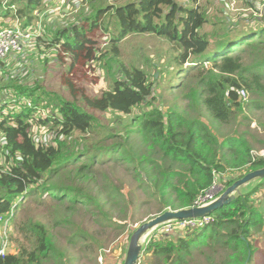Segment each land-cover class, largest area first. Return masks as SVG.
<instances>
[{"label":"trees","instance_id":"1","mask_svg":"<svg viewBox=\"0 0 264 264\" xmlns=\"http://www.w3.org/2000/svg\"><path fill=\"white\" fill-rule=\"evenodd\" d=\"M46 1L11 0L0 18L13 23L21 20L22 29L35 28ZM101 1L105 7L52 30L47 38L40 29L34 35L35 48L49 55L38 57L43 66L54 68L59 90L8 73L4 74L7 82L0 81V216L13 212L12 224L22 239L10 236L14 249L0 258V264H69L70 247L102 258V264H122L126 247L117 250L114 259L101 254L112 235L118 238L129 225L126 219L111 215L109 204L130 207L139 192L160 203V213L166 208L187 209L215 181L226 189L264 167V157L253 155L236 134L222 138L205 120L155 106L156 80L150 81L145 72L123 65L118 58L119 45L128 36L165 39L177 53L172 61L178 75L184 76L179 77L181 81L201 88L196 92L199 104L215 122L228 124L243 110L241 91L264 92V16L259 10L249 2L253 14L235 23L224 22L209 38L201 33L208 17L199 7L200 0H185L190 6L180 0ZM108 16L115 17L116 25L105 22ZM7 23H0V28L13 26ZM10 56L0 60V73ZM108 59L118 69L110 74V88L97 90L96 68ZM205 62L210 64L209 71H204ZM106 113L117 115L119 123L107 125L97 143L78 145L77 135L84 136L85 143L92 135H100L104 125L98 116ZM125 118L131 127L124 125ZM34 126L47 131L49 139L35 136ZM116 138L121 142L106 144ZM109 162L123 168L138 184L135 191L124 195L125 189L116 187L106 175L94 194L81 182L89 181L97 166ZM262 189L264 180L213 212V222L188 232V238L174 242L152 237L142 256L155 258L152 264H189L195 252L205 255L202 264H249L254 253L249 238L264 225L256 197ZM30 202L39 207L55 205L48 224L31 219L17 222L16 214ZM79 213L87 218L80 222L64 218V214ZM59 229L69 233L66 250L54 238L53 230ZM133 231H127L128 238ZM200 232L208 235L198 240Z\"/></svg>","mask_w":264,"mask_h":264},{"label":"rangeland","instance_id":"2","mask_svg":"<svg viewBox=\"0 0 264 264\" xmlns=\"http://www.w3.org/2000/svg\"><path fill=\"white\" fill-rule=\"evenodd\" d=\"M11 0H0V13L4 11L6 5ZM55 4L64 5L65 21L61 22L60 18L55 12H60L62 15V10H56L55 5L51 6L45 2V5L41 7L40 12L38 11V18L34 21V30L28 31L30 33L31 39L21 45V49L16 52L11 58L6 60L8 66L5 68L4 73H0V81L7 82L8 79L4 77L5 73L13 76L22 77L29 83L34 80H38L41 85L47 86V89L59 90L58 82L55 80L54 68L51 66H43L42 60L38 57L45 55V50L36 49L34 46V35L36 32L43 30L44 38L47 35L59 27H66L74 22H78L84 17H88L93 14L97 8H102L106 6L101 0H53ZM127 1L135 0H123L122 3ZM248 2V3H247ZM259 10V15L264 16V4H261L259 0H200L199 7L203 11H206L208 17V23L203 26L201 33L207 35L209 38L214 35L217 31L224 26V22L227 24L235 23L240 19H247L254 12L249 8L250 3ZM180 3L190 6L185 2V0H180ZM52 10H54L52 12ZM48 11H50L48 13ZM253 13H252V12ZM258 17V13H255ZM254 14V15H255ZM5 20V19H4ZM12 19H8L7 25H18L21 27V20L16 22ZM107 23H113L116 25L115 17L108 16L105 20ZM11 26V27H13ZM113 25L108 28L111 31ZM9 27V26H8ZM242 27V26H241ZM239 27V28H241ZM106 39V38H105ZM104 41V40H102ZM101 41V42H102ZM107 41V40H105ZM213 42V40H210ZM176 51L173 47L163 38H158L154 35H131L128 36L119 45V61L123 65L134 66L143 72H145L150 79V81L156 80L157 89V99L155 106H162L164 109H172L176 112L183 113L187 118L190 119H202L205 120L212 131L220 137H226L228 135L236 134L239 136L244 143L251 148L252 154L259 157H264V92L263 93H249L245 92L243 102V110L238 113V116L233 119L231 118L228 124H219L215 122L210 114L199 104L197 91L201 88H197L195 83H187L181 81L184 77L183 74L178 75L175 71L177 68L173 63V58L176 56ZM49 58V55L44 56ZM204 71L210 70V64L205 62L203 65ZM187 65H184L186 68ZM118 69L117 65L108 59L106 64L100 63L96 68V74L100 76L99 83L96 85L97 90H108L111 86L112 75L115 74ZM194 70H192V73ZM173 85V87H172ZM176 85V86H174ZM264 85V81H263ZM178 87V88H177ZM204 88H202L203 90ZM196 93V95H195ZM101 119V125H104L103 130H101L99 136L92 135V139L89 142L84 141V136H75L74 140L77 144H93L97 143L103 135H105V127L107 125H114L119 123V117L113 115L112 113H106L98 116ZM124 125L131 127L132 124L128 119H124ZM42 128L37 126L33 127V134L39 136L40 138L45 137L49 139V135ZM86 140V139H85ZM94 141V142H93ZM97 141V142H95ZM120 138L111 139L109 143H119ZM1 158V157H0ZM105 159V156L102 157ZM84 160V159H83ZM82 160V161H83ZM113 163L97 166L95 168L92 178L87 180H82L81 182L90 188L91 193H97V189L104 182L103 177L106 175L114 185L118 188L125 189L124 195H127L128 191H135L137 189V183L131 180V177L123 168L113 167ZM257 181L255 180L249 183L246 189L252 188ZM264 189L262 192L257 194L256 197L259 199V210L260 214L264 217ZM121 200L124 197L120 198ZM134 204L130 207L117 208L112 204L108 205V210H111V215L115 218L126 219L129 223L128 227L123 233H121L118 238L112 235V238L104 245L101 254H103L108 259H114L116 256L115 252L121 247L128 246L129 238L127 236V231L129 229H136L142 223L151 220L157 215L161 214V204L155 199H149L148 196L135 192L133 197ZM263 202V203H262ZM50 209H55V205L47 204L45 207H39L34 205L32 202L25 204L21 211L16 214L17 222H22L26 220H33L34 222H41L46 225L49 221ZM165 210H168L166 208ZM64 218L69 221L78 222L80 219L87 218V215L79 213L76 215L64 214ZM16 222V223H17ZM80 222V221H79ZM84 225V222L82 223ZM96 232V230H95ZM100 231L97 230L96 233ZM109 232V230H108ZM54 238L57 244L64 250L67 245L65 244V236L68 235L66 229L53 230ZM9 235L12 238L21 239V235L15 232L14 225L11 223L9 226ZM131 236V235H130ZM98 239V236H97ZM252 248L255 251L262 249L264 251V225L262 227H257L252 231V235L249 238ZM14 244L10 241V247L8 253L13 251ZM68 250V263L69 264H102V258H95L92 255L83 253L79 251L78 247H70ZM262 253V252H261ZM258 257V263L264 261V252ZM70 257V258H69ZM256 255L254 256V261L256 260ZM73 258V260L71 259ZM205 261V255L198 253H193V257L188 260L189 264H201ZM254 261L252 264H254ZM44 264H56L51 261H46Z\"/></svg>","mask_w":264,"mask_h":264},{"label":"built area","instance_id":"3","mask_svg":"<svg viewBox=\"0 0 264 264\" xmlns=\"http://www.w3.org/2000/svg\"><path fill=\"white\" fill-rule=\"evenodd\" d=\"M60 18H64L61 16ZM61 19V20H62ZM34 28L22 29L18 25L8 28H0V60L6 59L8 56L15 54L21 49L23 43L28 42L31 39L30 33ZM36 35L38 34L35 33ZM245 92H240V97L244 99ZM224 188L215 181L212 186L204 190L194 201L192 207H204L213 202L224 192ZM15 215L10 213L7 217L0 216V258H3L10 247L9 226L11 225ZM213 222L210 216L202 218H194L182 221H167L159 226L154 227L146 234L144 238V245L152 238H159L163 235H171L176 232H192L200 230L206 226H209ZM141 259V258H140ZM137 264H141V261Z\"/></svg>","mask_w":264,"mask_h":264},{"label":"water","instance_id":"4","mask_svg":"<svg viewBox=\"0 0 264 264\" xmlns=\"http://www.w3.org/2000/svg\"><path fill=\"white\" fill-rule=\"evenodd\" d=\"M264 180V167L245 174L242 178L234 181L213 202L204 207H191L177 211L167 210L149 221L139 225L131 234L125 257L122 264H137L143 254L144 238L154 227L167 221H182L202 218L212 215L213 212L232 202L240 194V189L255 181Z\"/></svg>","mask_w":264,"mask_h":264},{"label":"crops","instance_id":"5","mask_svg":"<svg viewBox=\"0 0 264 264\" xmlns=\"http://www.w3.org/2000/svg\"><path fill=\"white\" fill-rule=\"evenodd\" d=\"M46 3L47 4H49V5H51V6H56L57 8H55L56 10H62V12H61V14L62 15H59L60 14V12H55L57 15H58V18H60L61 16H65L66 15V13H65V11H64V9H65V7H64V5H61V4H55L54 3V1L53 0H47L46 1ZM54 10H52V12H53ZM50 11H48V13H49ZM60 19H62V18H60ZM64 19V18H63ZM62 19V20H63ZM3 21H7L8 22V20H4L3 18H0V23H2ZM65 21V19L63 20V21H61V22H64ZM11 22H13V21H11ZM9 23V22H8ZM12 56V55H11ZM10 56V57H11ZM258 182V181H257ZM247 186H249V184H247V185H245V186H243L241 189H240V193L242 194V193H245V192H248L250 189H246L247 188ZM202 234V232H200V234L198 235V237L199 238H197L198 240H200V239H202V237L205 235V237L208 235V233H203V236L201 235ZM188 232H176V233H173V234H171V235H163V236H161V238H164V237H166V238H168L169 240H172V241H174V242H177V240H180V239H185V238H188ZM10 236V235H9ZM160 238V237H159ZM263 253L264 251L262 250V249H258L257 251H255L254 253H253V255L251 256V259H250V263L249 264H252L253 263V261H254V256L256 255L257 257H256V260L254 261V264H264V261H260L261 263H258V261L257 260H259L258 259V257H260L259 255H260V253ZM261 253V254H262ZM125 257V256H124ZM141 259H140V261H146L147 263H149V264H152L156 259L155 258H152V256L151 255H146V256H141L140 257ZM205 262V261H204ZM123 263V262H122ZM203 263V262H202ZM201 263V264H202ZM199 264V263H198Z\"/></svg>","mask_w":264,"mask_h":264}]
</instances>
